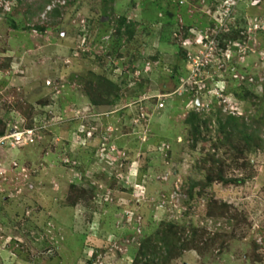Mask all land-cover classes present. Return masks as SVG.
<instances>
[{"label": "rangeland", "instance_id": "rangeland-1", "mask_svg": "<svg viewBox=\"0 0 264 264\" xmlns=\"http://www.w3.org/2000/svg\"><path fill=\"white\" fill-rule=\"evenodd\" d=\"M224 2L0 0V139L36 129L0 143V264H143L166 235V264H264V0ZM229 117L260 145H221Z\"/></svg>", "mask_w": 264, "mask_h": 264}, {"label": "trees", "instance_id": "trees-1", "mask_svg": "<svg viewBox=\"0 0 264 264\" xmlns=\"http://www.w3.org/2000/svg\"><path fill=\"white\" fill-rule=\"evenodd\" d=\"M55 15H58L57 10L55 11ZM10 25H12L13 23H9ZM118 24V29L116 31V33L120 36V30L121 28L124 26L125 24V18H120L117 21ZM13 26V25H12ZM131 35V34H130ZM132 37V36H131ZM98 81H101L102 83L104 82L105 85L103 86V94L107 95V98H109L110 96L114 95L115 98H117V93L120 90L119 87L116 84H113L112 82L108 81L107 79H105L104 77H97ZM96 83H92L90 82V84H87L86 89H85V93L86 95L89 97L90 101L94 104V105H112V102H109L108 99H103L100 102H97L96 100L93 99V97H96V95H102L99 93H94L93 91L95 90L97 92V90H99L100 92V86H99V82ZM92 85V86H91ZM101 86V87H102ZM105 87V89H104ZM96 94V95H95ZM196 120H197V116L191 112L189 113V115L186 117L185 119V124L189 125L192 129L193 135H198V127L196 126ZM237 120L233 117H229L224 124H220L219 123V130L221 132V134L223 135L222 140H221V145H230L231 140L234 138H237L238 140H240L241 142H243V145L241 147V153L244 152V149L250 150L251 147L255 144H253L255 141H257L256 145H260V139L258 138V135H256V133H249L247 131L246 126L244 125H237L236 124ZM3 134V132L0 131V136ZM194 145H196V142L194 143ZM193 145V146H194ZM243 148V149H242ZM218 180L224 181V178L219 176L217 177ZM213 179H211L210 175H208L207 180L205 185H209V183L212 181ZM227 182V181H225ZM228 182H237L236 180H229ZM219 211V210H218ZM165 235V234H164ZM166 237V239L162 240V244L159 248H157V246H151V250L153 252L152 257L151 258H146L147 253H144V262L143 264H159V259L156 260V256H157V252H162V254L164 255V258L161 259V264H166L167 259L171 256V255H175V250L177 248V244L179 242V239H173L171 238V236L166 235L164 236ZM194 238V237H193ZM178 241V242H177ZM181 247L186 248L187 245L182 244ZM179 250V249H178ZM182 250V249H181ZM141 256V255H140ZM160 257V256H159ZM166 259V261H165ZM157 261V262H156ZM135 264H139L138 260L135 261Z\"/></svg>", "mask_w": 264, "mask_h": 264}, {"label": "built area", "instance_id": "built-area-1", "mask_svg": "<svg viewBox=\"0 0 264 264\" xmlns=\"http://www.w3.org/2000/svg\"><path fill=\"white\" fill-rule=\"evenodd\" d=\"M238 1V0H236ZM235 0H225V4H233ZM257 28V26H255ZM187 83L180 80L179 83V94L183 92H188V89L185 88V85ZM36 137V129L34 127H29V128H23V127H18L17 125H13L7 132L6 135H4L0 139V143L4 144L6 141L8 144L11 146L14 145H20V146H27L29 144H32L34 142V139ZM7 144V143H5Z\"/></svg>", "mask_w": 264, "mask_h": 264}, {"label": "water", "instance_id": "water-1", "mask_svg": "<svg viewBox=\"0 0 264 264\" xmlns=\"http://www.w3.org/2000/svg\"><path fill=\"white\" fill-rule=\"evenodd\" d=\"M196 103L199 104V99H197V102Z\"/></svg>", "mask_w": 264, "mask_h": 264}]
</instances>
